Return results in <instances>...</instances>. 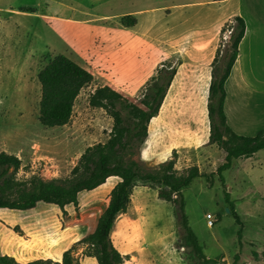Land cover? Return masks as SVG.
Listing matches in <instances>:
<instances>
[{"label": "rangeland", "instance_id": "obj_1", "mask_svg": "<svg viewBox=\"0 0 264 264\" xmlns=\"http://www.w3.org/2000/svg\"><path fill=\"white\" fill-rule=\"evenodd\" d=\"M197 2L0 0V153L21 160L19 180L66 179L87 147L108 140L113 120L89 105L96 88L109 86L139 97L162 63L177 68L159 115L150 122L149 137L135 149L134 159L147 171L173 159L179 171L199 168L202 177L183 190L185 215L210 262L198 260L184 241L179 208L159 199L152 183L137 181L126 212L116 216L110 234L123 264H233L236 255L239 264H264V150L234 160L222 174L225 185L215 174L226 153L209 141L213 62L207 66L208 54L202 55L203 48L190 36L193 19L180 13ZM127 15L136 18L134 27L123 25ZM227 32L210 51L214 46L224 51ZM60 54L87 69L93 81L76 99L66 126L45 128L38 120L37 76ZM221 61L220 56L216 66ZM249 106L229 99L228 125L240 136L254 137L264 130V105L255 112L254 105ZM112 189L109 181L85 194L77 209L49 208L47 217L27 224L0 212L1 252L27 263L60 261L72 251L78 264H97L85 255L82 241L95 230Z\"/></svg>", "mask_w": 264, "mask_h": 264}, {"label": "trees", "instance_id": "obj_2", "mask_svg": "<svg viewBox=\"0 0 264 264\" xmlns=\"http://www.w3.org/2000/svg\"><path fill=\"white\" fill-rule=\"evenodd\" d=\"M122 21L126 27H134L137 23L133 15L125 16ZM245 29V22L239 17H235L222 28L221 36L227 30L231 33L224 51L218 49L212 63L207 107L209 141L226 153L223 164L215 172L221 177L223 185L222 174L231 168L234 160L249 159L264 150V130L254 137L240 136L229 127L225 113V84L237 59ZM220 56L221 64L216 66ZM176 75V67H172L170 63H162L156 74L147 81L139 97L127 96L109 86L96 88L90 95L89 105L105 111L113 120V126L106 142L85 149L70 177L66 179L47 181L32 176L28 180H19L17 174L21 168V160L15 155L1 152L0 212L14 214L24 224L42 220L47 217L46 211L49 208L60 212L69 208L77 209L85 194L93 193L113 181V189L95 230L82 242L86 248L85 255L95 259L97 264H123L124 258L110 238L113 222L119 213L126 212L136 182H150L157 187L159 199L179 208L180 225L184 231L182 237L197 259L204 263L210 262L185 215L183 190L202 177L199 168L193 166L179 171L175 169L176 161L173 159L155 171H147L134 159L135 149L148 139L150 122L159 115ZM37 78L41 86L39 123L45 128L66 126L72 118L76 99L92 83L93 75L75 61L60 54L39 72ZM228 196L225 191V199L230 203L231 213H234V206L228 201ZM239 259V255H236L233 264H239ZM0 264L78 262L72 251H66L60 261L38 259L21 263L0 250Z\"/></svg>", "mask_w": 264, "mask_h": 264}, {"label": "crops", "instance_id": "obj_3", "mask_svg": "<svg viewBox=\"0 0 264 264\" xmlns=\"http://www.w3.org/2000/svg\"><path fill=\"white\" fill-rule=\"evenodd\" d=\"M197 1L182 7L180 13L193 19L195 28L190 36L203 48L200 53L208 54L207 66L215 59L218 49L214 46L210 51V47L221 37L222 28L235 17L244 20L245 36L225 84V113L227 117L229 99L243 103L245 108L254 105L255 112L264 105V0Z\"/></svg>", "mask_w": 264, "mask_h": 264}, {"label": "built area", "instance_id": "obj_4", "mask_svg": "<svg viewBox=\"0 0 264 264\" xmlns=\"http://www.w3.org/2000/svg\"><path fill=\"white\" fill-rule=\"evenodd\" d=\"M230 33H231V31L228 30V32H227V34L225 36L229 37ZM207 219H208V226L212 227L213 224H214L213 217L211 215H208Z\"/></svg>", "mask_w": 264, "mask_h": 264}]
</instances>
